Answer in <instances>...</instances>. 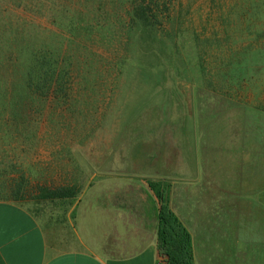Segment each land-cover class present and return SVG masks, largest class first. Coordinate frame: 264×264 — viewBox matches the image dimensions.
Segmentation results:
<instances>
[{"label": "rangeland", "instance_id": "obj_1", "mask_svg": "<svg viewBox=\"0 0 264 264\" xmlns=\"http://www.w3.org/2000/svg\"><path fill=\"white\" fill-rule=\"evenodd\" d=\"M172 2L165 26L141 41L139 34L126 36L136 29L131 3L103 0L104 38L80 42L73 38L75 25L79 32L88 28L90 0H39L34 11L0 0V47L11 43L12 27L27 20L39 27L40 51L50 53L40 60L63 55L74 63L77 43L90 54L83 73L42 79L33 102L18 87L20 79L0 67V199L21 204L44 223L69 218L74 205L40 201L42 189L73 183L83 189L102 178L104 155L120 150L141 116H161L171 98L182 146L202 182L211 181L213 163L223 164V182L234 169L240 179L264 182V0ZM229 163L235 167L228 169ZM125 178L143 185L146 179ZM18 181L26 187L21 199L9 187ZM241 216L223 251L230 264H264V217Z\"/></svg>", "mask_w": 264, "mask_h": 264}, {"label": "crops", "instance_id": "obj_2", "mask_svg": "<svg viewBox=\"0 0 264 264\" xmlns=\"http://www.w3.org/2000/svg\"><path fill=\"white\" fill-rule=\"evenodd\" d=\"M183 151L191 177L116 172V152L104 155L105 175L82 189L73 217L60 222L44 223L0 199V264H169L158 246L159 204L146 184L153 178L173 180L170 204L192 234L195 264H230L224 240H234L231 230L244 212L264 217V182L240 179L236 169L223 182V164L213 162L211 181L202 182ZM126 176L146 178L145 184Z\"/></svg>", "mask_w": 264, "mask_h": 264}, {"label": "trees", "instance_id": "obj_3", "mask_svg": "<svg viewBox=\"0 0 264 264\" xmlns=\"http://www.w3.org/2000/svg\"><path fill=\"white\" fill-rule=\"evenodd\" d=\"M39 0H13L14 6L23 7L26 10H39ZM173 0H110L113 5L119 7L132 5L130 11V25L136 29L128 31L126 36L129 39L136 38L139 34V39L145 41V32L152 37L153 30L159 24L165 26L166 17L171 13ZM103 8V0H90V9L87 13L86 27L81 29L79 25H75L77 31L74 32V41L83 40L89 42H98L104 38V35L99 31L101 28L103 13L99 9ZM77 21L75 24H79ZM22 25V26H21ZM17 23L9 31L11 43L0 47V67L9 69L16 79H20L18 87H22L28 92V97L33 102L34 96L41 91L42 79L53 78L55 75H68L70 72L78 71L83 73V67L87 65L86 59L89 60L90 54L83 53L80 45L77 43V48L73 49L71 57L74 58V63H67L68 58L60 55L59 61L55 62L40 60V57L50 54L49 52H41L36 42L39 38V27L35 28L32 25L27 26V20H22V24ZM139 30L140 33H139ZM149 30V32H148ZM80 34V35H79ZM154 35V34H153ZM70 57V59H71ZM63 59V60H62ZM60 61H65L69 67L60 66ZM71 62V61H70ZM1 76V73H0ZM2 78V77H0ZM26 81H24V80ZM45 85H49L44 81ZM2 82L0 81V95L3 92L1 89ZM3 88V86H2ZM0 98V102H1ZM2 103V102H1ZM0 103V104H1ZM147 187L155 196L159 204V225H158V246L162 256L167 258L169 264H195V252L192 234L178 217L170 204V189L171 183L163 179H147ZM5 186H2V188ZM15 192L16 196L21 199V194L25 193V182H16L9 186ZM82 189L78 183L71 185L60 186L57 188H43L39 195L40 201H63L75 206L79 200ZM74 212L71 216L73 217Z\"/></svg>", "mask_w": 264, "mask_h": 264}, {"label": "water", "instance_id": "obj_4", "mask_svg": "<svg viewBox=\"0 0 264 264\" xmlns=\"http://www.w3.org/2000/svg\"><path fill=\"white\" fill-rule=\"evenodd\" d=\"M179 89L184 93L183 85ZM188 99V98H187ZM158 117L144 114L130 128L116 152L114 171L152 177H191L184 160L180 118H173V99ZM190 105V103H189ZM113 150L106 154L109 157Z\"/></svg>", "mask_w": 264, "mask_h": 264}]
</instances>
